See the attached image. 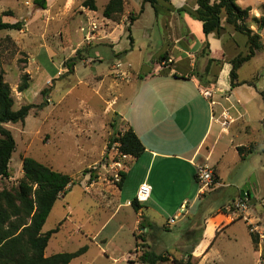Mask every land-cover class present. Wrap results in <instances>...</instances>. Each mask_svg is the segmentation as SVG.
Masks as SVG:
<instances>
[{
  "label": "rangeland",
  "instance_id": "rangeland-1",
  "mask_svg": "<svg viewBox=\"0 0 264 264\" xmlns=\"http://www.w3.org/2000/svg\"><path fill=\"white\" fill-rule=\"evenodd\" d=\"M85 1L48 0L46 9L42 10L34 0H0L3 22H24L21 31L0 32V72L10 88L13 109L47 102L44 108L31 110L23 123L3 125L13 135L16 147L9 163V177L0 179V189L18 185L24 157H31L73 179L82 176L84 169H90L93 177L100 175L104 183L120 184L121 171L116 179L117 170L112 164L118 156L112 146L108 149L106 146L111 138L125 132L120 126L118 112H122L123 106L125 112L130 109L129 99L124 100L126 87L154 63L170 67L175 58L170 45L174 39H168L166 32H181L187 27L175 13L156 17L150 4H144L143 0H124L123 13L115 20L106 19L102 14L109 0H94L96 12L84 7ZM194 4L195 0H189L186 6L195 8ZM237 4L243 9L251 8L252 13L259 11L260 15L259 5L264 4V0H237ZM141 8L143 13H140ZM131 15L137 18L135 22L131 23ZM224 26L232 31L230 26L225 23ZM225 36L224 46L227 45ZM262 39L264 41V31ZM182 46H185L184 40ZM162 55H166V59L161 58ZM254 70L255 66L245 65L241 69V78L249 80ZM24 75L29 77V86L19 92L18 86ZM228 84L229 77L225 76L220 86ZM245 106L247 118L233 124L231 134L222 135L214 145L212 160L218 162L223 188L205 192L195 201L193 198L199 186L190 175L183 179V186L175 191L173 198L163 199V211L152 207L150 202L143 205L153 209L154 213H148L146 217L157 219L160 228L144 233L141 227L133 229L132 214L122 225L127 211L133 213L132 208L122 209V204L126 199L130 202L135 199L144 169L134 168L127 174L120 190L107 196L110 202L105 200V205L111 210L102 206L103 198L97 196L99 192L90 190L88 183L73 186L55 203L42 228V233H46L61 222L60 231L52 236L45 255L74 253L86 248L85 253L71 264H142L139 259L146 251L180 259L202 236L206 218L222 213L231 225L226 229L219 227L221 232L211 238L209 224L205 238H211L212 245L203 260L196 263L192 259L191 262L264 264V244L259 243L254 249L243 214L234 215L226 210L229 205H224L236 198L244 186L243 180L248 182L254 176L257 186L249 191L248 205L253 221L259 226L264 224V104L261 96L255 95ZM246 129L249 132L246 133ZM231 142L235 145L251 142L257 151L259 147L261 151L242 158ZM100 147L107 151L106 157L89 168ZM102 181H97L100 188ZM85 186L87 192H83ZM185 198L189 206H194L187 215L185 210H180ZM252 199L257 203H251ZM117 205L121 209L114 213ZM110 216L115 219L107 222V228L100 232V238L94 243L93 234ZM170 219L175 222L167 226ZM142 225L146 226V221ZM103 239H106L105 243L101 242Z\"/></svg>",
  "mask_w": 264,
  "mask_h": 264
},
{
  "label": "crops",
  "instance_id": "crops-1",
  "mask_svg": "<svg viewBox=\"0 0 264 264\" xmlns=\"http://www.w3.org/2000/svg\"><path fill=\"white\" fill-rule=\"evenodd\" d=\"M188 1L172 0L171 7L169 8L172 10L163 9L157 17L168 16L173 13L177 14L175 10L182 7H186L191 11L196 10V0L194 4L195 8L186 6ZM215 1L212 0V2ZM248 9L251 10V16H259V11L252 13V9ZM177 15L182 18L187 30L174 33L166 32L168 39H174L170 43L174 49V62L170 67L166 68L154 63L146 77L141 76L142 78H140L139 76L133 82L131 81L126 87V92H124L126 93L124 100L128 101L129 99L128 105L130 109L125 112L123 106L122 112H118V116L121 118L120 126H123L125 131L132 129L145 148L144 153L139 158L126 156V158L122 159L123 170L121 172L125 174L126 178L127 174H130L134 168L139 167L144 169L145 174L139 187L142 184H147L151 187L150 198L146 203L150 202L152 207H156L160 211H163V199L173 198L172 196L175 191L183 186V179H188L191 175L197 184L196 171L198 167L210 168L217 177L218 182L209 188L206 194L216 192V190L225 186L222 183L223 179L218 168V162L212 160L214 145L222 138V135L229 136L231 134L233 124L244 121L243 119L247 118L248 111L245 105L250 102L251 98L255 95H260L263 98L262 94H264V49L257 52L249 62L245 63L238 70L237 87L231 89L230 83L225 87L220 86L225 76L229 77L231 66L228 62L238 54L246 53V38L242 39L240 37L242 35L234 32L233 29L232 31H228L224 26L223 19L222 26L224 30L222 35L219 38L215 34L205 37L200 30L199 24L193 21L187 14ZM251 28L254 30V27ZM263 31H261V37ZM223 36H225L227 42L225 46ZM227 39L229 40L227 41ZM183 40L185 46H182ZM262 42L264 44L263 39ZM207 44L208 48L206 47ZM169 60L172 61L171 58ZM209 60H214L215 62L209 66L208 72L205 74ZM245 65L255 66L253 75L249 80L241 78V69ZM206 93H209L210 96L206 97ZM223 113L233 120L226 130L222 127ZM245 128L248 127L246 126ZM245 132H249V129H246ZM103 140L102 143H104ZM212 141L214 142L212 143ZM231 144L237 151L238 147H247L251 142L247 145H235L234 142H231ZM102 145L104 146V144ZM259 151H261L260 147L257 152ZM106 152L100 147L99 154L96 155L88 167H93L100 162L102 157H106ZM81 175L77 178L79 180L78 186L82 185V183L84 185L88 183L90 190L94 189V191L99 192L97 196L101 200L103 198V202H101L102 206L105 209L111 210L109 206L108 208L105 205V200L110 202L107 196L110 197L112 193L118 192L120 186L110 184L109 182L104 183L100 175L92 181H90L89 174L85 176ZM99 180L102 181L100 183L102 185L101 188L97 186L99 184L97 181ZM246 183L248 182L243 180V184L245 185ZM121 185L123 186V183ZM188 189H191V186L188 185ZM86 190L87 187L85 186L83 192ZM240 190L236 198L232 199L229 204L224 205H230L240 199ZM204 194H201L198 189L193 199L197 201ZM250 201L254 204L257 203L256 199ZM146 203L140 204L141 208L135 211L130 206V201L126 199L125 204H122V209L132 208L133 213L127 211V214L122 218V225L125 221L129 220L128 215L132 214L133 229L138 230L142 222L146 221L147 225L142 228L144 233L149 229L158 231L160 228L157 219L153 218L154 220H151L146 217L148 213H154L153 209L149 206H143ZM184 205L187 215L194 206H189L186 198L180 205V210H182V206ZM120 209V205H117L114 213L118 212V210L120 211ZM111 218L112 216L101 225L98 232L93 234L92 239L95 241L94 243L100 238L102 234L100 232H103L107 228L106 224L108 221H111ZM114 219L115 217L112 218V220ZM226 220L227 216L222 213L206 218L202 236L200 235L201 238H198V245L192 253V259L196 263H199L207 255L212 245L211 238L214 235L216 237L222 229H226V227L231 225ZM209 224L211 238L206 239L205 235ZM219 227L223 228L218 231ZM191 230L193 228H190ZM101 242L105 243L106 239H103ZM182 244L190 245V243ZM180 259H186L185 255H181Z\"/></svg>",
  "mask_w": 264,
  "mask_h": 264
},
{
  "label": "trees",
  "instance_id": "trees-1",
  "mask_svg": "<svg viewBox=\"0 0 264 264\" xmlns=\"http://www.w3.org/2000/svg\"><path fill=\"white\" fill-rule=\"evenodd\" d=\"M47 1L34 0V4L45 10ZM171 1L143 0V3H149L157 17L163 9L172 10L169 9ZM196 5L197 8L194 11L182 7L176 9L175 12L179 15L185 13L193 21L197 22L205 37L215 34L219 38L224 30L222 26L223 19L224 23L232 27L234 32L246 38V53L238 54L228 62L231 66L229 83L230 88L233 89L238 86V70L249 62L257 52L264 49L261 37V31L264 30V5L260 6L261 13L258 17L251 16L250 9L239 7L236 0H216L215 2H212V0H196ZM83 6L91 11H97L94 0L85 1ZM123 10L124 0H109L102 14L106 19L115 20L123 13ZM140 13H143V8H141ZM1 16L0 32L6 30L21 31L23 29L24 22H3ZM136 20V17L130 16L131 23ZM248 21L252 24L249 25ZM252 26H255L256 29L253 30ZM132 40L130 38L131 44L133 43ZM206 47L208 48V44ZM161 58L166 59V55H162ZM213 62L215 61H208L205 74H207L209 66ZM140 78H142L141 75ZM28 81V75H24L21 78L18 86L19 92H24L28 89ZM262 96L264 104V94ZM46 105L47 102L44 101L37 106L24 105L18 110H14L10 88L3 80V73L0 72V179L9 177V163L16 147L13 135L3 125L23 123L31 110H40ZM114 143L118 144L117 149L122 155L132 158H139L145 151L143 144L132 129H128L115 138H111L107 144V149L111 148ZM255 146V144H251L247 147H238L237 152L242 158H245L247 154H253L257 151ZM262 152H264V149ZM21 169L22 178L16 187L11 189L3 187L0 189V264H69L72 260L84 254L86 248H81L74 253L60 252L46 257L45 251L50 239L54 234L58 233L61 222L56 228L46 233H42V228L58 199L64 197L73 186L78 185L79 180L73 179L66 173L54 170L31 157L22 159ZM82 174L84 176L89 174L90 181L97 178L93 177L90 169H84ZM120 178L119 186L125 180L123 172L120 173ZM217 182L216 178L214 185ZM245 197L249 199V193ZM244 198L240 197V199ZM130 206L135 211L141 208L136 199L130 202ZM140 227L144 228L142 225ZM250 238L254 249H256L259 244L258 236L250 233ZM143 242H145L144 239ZM198 242H195L186 250L184 253L186 259L173 258L171 262L173 264H195L191 260L193 258V250L198 245ZM139 260L142 264H159L170 261L167 256L157 255L151 251L144 252Z\"/></svg>",
  "mask_w": 264,
  "mask_h": 264
},
{
  "label": "built area",
  "instance_id": "built-area-1",
  "mask_svg": "<svg viewBox=\"0 0 264 264\" xmlns=\"http://www.w3.org/2000/svg\"><path fill=\"white\" fill-rule=\"evenodd\" d=\"M169 63H171V60H168ZM209 93H206V97H209ZM222 127L224 130L228 128V126L233 122L232 118L227 116L225 113L222 114ZM118 144L114 143L112 145V150L115 152V154L118 156L117 161H112L113 167L117 170L114 177L118 179L119 177V171L123 170L122 165V159L126 158L125 155H122L118 149ZM216 175L214 172L208 168V167H198L196 171V181L199 186V190L201 194H204L211 186L214 185L216 181ZM118 181V180H117ZM151 194V187L147 184L140 185L137 194H136V201L139 204L146 203ZM185 209V205L182 206V210ZM227 211H232L234 215H241L242 219L246 221L248 224V231L251 234L257 235L259 239V243L264 244V224L262 226H259L254 220V217H252L250 213V206L248 205V197H245L244 199H238L237 201L233 202L231 205L226 207ZM251 216V217H250ZM175 220L170 219L167 222V226L174 224Z\"/></svg>",
  "mask_w": 264,
  "mask_h": 264
},
{
  "label": "water",
  "instance_id": "water-1",
  "mask_svg": "<svg viewBox=\"0 0 264 264\" xmlns=\"http://www.w3.org/2000/svg\"><path fill=\"white\" fill-rule=\"evenodd\" d=\"M260 33V31H259ZM150 72V68L144 69L141 72V76L146 77ZM256 180L254 178V176L248 181V183H246L240 190V197L244 198L245 196L248 195L250 190H253L254 188H256Z\"/></svg>",
  "mask_w": 264,
  "mask_h": 264
}]
</instances>
